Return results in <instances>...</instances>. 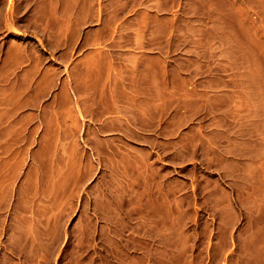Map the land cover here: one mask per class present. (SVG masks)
Segmentation results:
<instances>
[{"label":"rangeland","instance_id":"374dc122","mask_svg":"<svg viewBox=\"0 0 264 264\" xmlns=\"http://www.w3.org/2000/svg\"><path fill=\"white\" fill-rule=\"evenodd\" d=\"M0 264H264V0H0Z\"/></svg>","mask_w":264,"mask_h":264}]
</instances>
